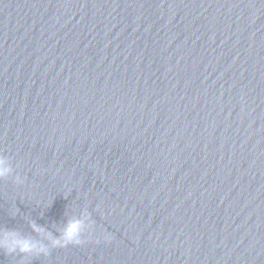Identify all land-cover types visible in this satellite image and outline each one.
<instances>
[{"label": "water", "instance_id": "water-1", "mask_svg": "<svg viewBox=\"0 0 264 264\" xmlns=\"http://www.w3.org/2000/svg\"><path fill=\"white\" fill-rule=\"evenodd\" d=\"M0 154L29 264H264V0H0Z\"/></svg>", "mask_w": 264, "mask_h": 264}, {"label": "clouds", "instance_id": "clouds-1", "mask_svg": "<svg viewBox=\"0 0 264 264\" xmlns=\"http://www.w3.org/2000/svg\"><path fill=\"white\" fill-rule=\"evenodd\" d=\"M11 172L12 166L8 157L0 154V177L8 176ZM88 217L89 213L87 209H84L80 217L67 220L58 235L45 232L47 243L27 237H15L14 243H10L9 241L13 238V234L5 232L3 239L0 240V249H3L8 254L19 252L21 254L20 264H29L30 254L48 255L50 247L63 248L68 245L82 244L84 242V234H90L93 229L92 222L89 221ZM34 231L45 230L34 226ZM104 239H110V237L105 235Z\"/></svg>", "mask_w": 264, "mask_h": 264}]
</instances>
